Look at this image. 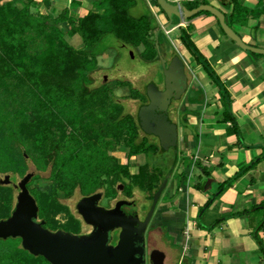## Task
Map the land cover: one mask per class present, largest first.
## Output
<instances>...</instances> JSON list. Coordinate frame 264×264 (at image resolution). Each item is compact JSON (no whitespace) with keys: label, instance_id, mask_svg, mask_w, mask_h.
I'll list each match as a JSON object with an SVG mask.
<instances>
[{"label":"trees","instance_id":"trees-1","mask_svg":"<svg viewBox=\"0 0 264 264\" xmlns=\"http://www.w3.org/2000/svg\"><path fill=\"white\" fill-rule=\"evenodd\" d=\"M80 1L73 0V4ZM226 1V8L232 11L227 23L232 28L233 23L246 25L249 18L264 16V0L256 9L244 6V0ZM209 4L205 0L195 2L192 9ZM135 5L136 0H99L96 7L100 12H90L80 19L71 17L67 10L58 16L42 14L34 10L37 5L33 0H14L0 5V174H11L12 184L16 185L14 181L17 177L24 179L30 174L29 158L39 170L51 169L50 180L67 197L74 196L78 189L82 197L104 190L106 197L115 198L118 182L125 184V191L130 197L133 185L145 192L158 191L161 179L156 173L151 174L149 167L152 157L161 150L160 146L146 139L139 140L142 129L137 117L126 112L122 101L113 95L109 85L92 89L88 77L99 68L98 55L93 48L108 35L133 50L143 47L142 56L147 61L159 60L157 43L161 47L166 41L164 34L152 12L139 18L133 17L130 9ZM202 14L211 15L207 12L199 15ZM66 24L68 31L63 28ZM174 25H179V21ZM153 33H156V38H153ZM76 35L82 37L83 49L74 48L67 39ZM179 40L218 87L225 107L224 121L231 122L239 133L231 95L193 42L190 29L182 28ZM117 84L119 87L128 85L125 82ZM146 99V96L142 97L143 103ZM73 128L80 131L81 137L75 135L66 144L67 132ZM57 130L63 134L58 141ZM125 134L129 136L127 148L130 157L144 155L148 162L135 177H130L128 168L110 156ZM63 149L67 152L61 155ZM243 172L223 184L218 193L229 188ZM125 177L133 180L131 186L125 183ZM39 179L40 175L34 176L28 188L37 201L40 219L53 230L79 233L80 221L71 215L69 207L59 202L56 193L48 197L31 188ZM12 193L10 186H0V222L9 219L15 210L10 197ZM8 194L9 197H5ZM60 213L69 216L63 226H58L56 222ZM5 243L11 249L5 248ZM14 262L49 264L45 258L25 250L21 239L0 240V264Z\"/></svg>","mask_w":264,"mask_h":264},{"label":"crops","instance_id":"crops-1","mask_svg":"<svg viewBox=\"0 0 264 264\" xmlns=\"http://www.w3.org/2000/svg\"><path fill=\"white\" fill-rule=\"evenodd\" d=\"M11 1L0 0V5ZM33 1L37 5L34 10L46 15L58 16L67 10L71 17L80 19L90 12H100L96 7L99 0L76 4L73 0ZM169 1L191 10L195 2L204 0ZM205 1L227 14L230 21L228 1ZM247 2L243 1L246 7ZM146 3L149 12L158 18L160 8L148 0ZM199 14L182 26L173 24L168 29L179 30V34L182 28L190 29L193 42L231 95L239 133L231 122L224 121L225 107L218 87L182 45L179 34L171 46L166 41L171 47L167 55L187 52L189 60L183 59L191 87L179 118L181 159L164 193L167 200L157 208L150 226L160 228L166 242L181 250L178 264H264V56L242 50L222 33L214 16ZM164 16L166 22L158 21L159 27L169 22ZM232 26L245 43L264 49V16ZM68 27L63 26L65 31ZM242 171L229 188L218 193L223 184ZM210 200L211 204L202 210Z\"/></svg>","mask_w":264,"mask_h":264},{"label":"water","instance_id":"water-1","mask_svg":"<svg viewBox=\"0 0 264 264\" xmlns=\"http://www.w3.org/2000/svg\"><path fill=\"white\" fill-rule=\"evenodd\" d=\"M155 1L169 20L161 30L172 27L176 21H179L178 26H182L187 19L207 12L218 20L225 35L242 50L264 56V49L244 42L227 23L226 15L220 9L212 5H201L189 10L169 0ZM157 50L164 71L165 89L162 91L155 84L148 86L150 103L140 108L138 122L143 132L159 138L161 149L166 152L172 148L177 149L179 141V127L170 120L169 109L173 101L183 100L191 87V81L187 74V64L180 54L168 65L167 59L161 55L159 43ZM171 174L162 181L144 221L139 216H130L124 212L123 207L131 204L128 201H120L114 209L108 210L98 206L103 198L101 193L82 199L78 210L94 231L88 236H76L62 231L53 233L43 228V223L37 222L39 207L28 188L34 177L30 173L15 185L19 190L18 202L12 216L0 222V240L21 239L25 250L36 257L45 258L50 264H147L146 234ZM12 183L11 175L0 180V186ZM119 189L123 190L124 186L120 185ZM117 231V245H112L113 233ZM165 259V254L160 251L151 254L152 264H165Z\"/></svg>","mask_w":264,"mask_h":264},{"label":"rangeland","instance_id":"rangeland-1","mask_svg":"<svg viewBox=\"0 0 264 264\" xmlns=\"http://www.w3.org/2000/svg\"><path fill=\"white\" fill-rule=\"evenodd\" d=\"M148 1L151 5L157 4L155 0ZM258 1L259 0H248L247 6L249 8L251 7V9H255L257 7ZM148 8L149 7L146 3V0H136V5L130 9V14L135 18L146 16L150 14ZM158 13V18H156L157 22H166L164 14L161 12ZM161 31L164 34V39L169 43L170 46L174 41H177L179 30L171 31L172 34L170 33L169 35L166 34V31ZM168 31L170 30L168 29ZM68 41L76 49H83L84 47L83 40L80 35H78L73 40L68 39ZM93 52L98 55L99 68L96 71L90 73L88 76L91 81L90 87L92 89H97L104 84L109 85L112 89L113 95H115L117 99H120L122 101V104L125 106L126 112L130 113L134 117H137L139 109L143 104L142 97H145L148 86L150 84H156L159 86L163 83L164 73L161 69L162 65H159L158 60L154 62L145 60L142 56V53L144 52L143 47L133 50L130 47L122 46L112 35L105 36L98 44H96L93 48ZM181 55L183 58H188L187 52L185 51ZM170 57V55L167 56V58ZM189 62H191V60ZM106 78L107 81H105ZM118 82H125L128 83V85L125 87H119L117 84ZM179 106L180 104L176 105L175 109L173 110L172 117L176 123L182 126V119H179L180 117H178L177 114ZM75 135L81 137L80 131H77V129L75 128L68 130L67 137L64 142H66L67 144L69 141L74 139L73 137ZM62 136V132L57 130L56 140L58 141L60 138H62ZM143 137L144 134L140 133L139 140ZM80 139L82 138H79L78 140ZM128 141L129 136L125 134L121 139L120 145L116 147L112 152H110V156L116 159L118 163H120V165L127 167L130 177H133L134 175H139L140 169L148 162L144 155L130 157V151L127 148ZM67 149H63L60 154L62 155L66 153ZM172 154V149L167 152L160 150L157 155L152 157L149 172L151 174L156 173L161 179V182L167 175H169L170 167L172 166V162L174 160ZM179 161L180 159L178 160L177 164L179 163ZM28 167V173H32L34 174V176H41V179L35 181L32 184L31 188L34 191L40 192L48 197L53 196L56 193L59 202L62 205L69 207L71 211L78 217L76 208L77 204L82 198L79 190L77 189L74 196L67 197L64 193L58 191L54 181L50 180L51 169L45 171L39 170L35 162H32L29 158ZM5 176H7V174H0V180L4 179ZM21 181L22 178L17 177V180L14 181V183L18 184ZM124 181L128 186H131L133 183V180L127 177L124 178ZM120 185L124 186L123 190L119 189ZM9 186L13 189V193L10 195V197L15 208L18 202L17 199L19 190L15 187L14 184L8 185L6 187ZM115 189L118 192L115 198L106 197L104 190H101L100 193H103L105 196L102 200V204L104 206H114L116 202L120 200L133 201L138 206V213L141 217H144V214L150 210V207L154 201V196L156 194L155 192L153 193L151 191L145 192L141 187L133 185L132 197H130L129 195H127V191H125L126 186L125 184H123V182H118L115 185ZM5 197L8 198L9 194ZM151 197H153V200L151 199ZM166 200V194H163L158 207H160L161 203ZM68 220L69 216L67 215V213H60L56 216V222L58 226L65 225ZM84 230H87L86 227H84ZM162 235L163 233L161 232L160 228H152V226L149 227L146 234L147 264H152V262L150 261V256L155 251H160L165 254V264H178L181 250L178 251V249L171 247L162 237ZM5 248L11 249V246L9 247V245H6L5 243ZM5 258L6 261H9V258H7L6 256ZM14 263L17 264V262Z\"/></svg>","mask_w":264,"mask_h":264},{"label":"flooded vegetation","instance_id":"flooded-vegetation-1","mask_svg":"<svg viewBox=\"0 0 264 264\" xmlns=\"http://www.w3.org/2000/svg\"><path fill=\"white\" fill-rule=\"evenodd\" d=\"M170 48V46L166 43V41L164 42L163 41V43H162V45H161V47H160V51H161V55L164 57V58H166L167 59V64L169 65L171 62H172V60H173V58L175 57V56H173V57H171V58H167V51H168V49ZM158 62H159V65H162L161 64V59H159L158 60ZM162 69V68H161ZM162 71H163V69H162ZM164 72V71H163ZM187 74H188V71H187ZM189 76V75H188ZM107 79V78H106ZM105 79V81H107ZM156 85V84H155ZM158 86V85H157ZM159 87V89L160 90H164L165 89V84H164V74H163V83L161 84V85H159L158 86ZM147 91V90H146ZM145 96H146V101H145V103H143L142 105H141V107L142 106H144V105H148L149 103H150V101H149V99H148V96H147V92L145 93ZM185 98V97H184ZM184 98H183V100H181V101H173V104L171 105V107H170V109H169V118H170V120L173 122V123H176L175 122V120L173 119V117H172V113H173V110L175 109V107H176V105H179L180 104V106H179V109H178V112H177V114H178V117H180L181 116V113H182V111H181V105L183 104V101H184ZM140 107V108H141ZM140 110V109H139ZM138 114H139V112H138ZM137 119H138V115H137ZM182 119V118H181ZM177 125H178V127L180 128V124H178V123H176ZM179 131H180V129H179ZM141 133H143L144 134V137L142 138L143 140H147L149 143H151V144H154V145H158V146H160V148H161V144H160V140H159V138L158 137H156V136H154V135H148V134H146L145 132H143V130L141 131ZM162 150V149H161ZM169 150H171V149H169ZM168 150V151H169ZM172 150H173V162H172V166L170 167V171H169V174L170 173H172L173 172V170L175 169V167H176V165H177V162H178V160L179 159H181V154H180V148H179V141H178V148L177 149H174V148H172ZM167 152V151H166ZM172 157V156H171ZM164 180V179H163ZM162 180V181H163ZM162 183V182H161ZM161 186V185H160ZM101 194H103V193H101ZM19 195V194H18ZM88 197H90V196H88ZM104 194H103V198H102V200L104 199ZM84 198H86V197H82L81 199H80V201L82 200V199H84ZM102 200L99 202V204H98V206L99 207H103V208H106V209H108V210H111V209H114L115 207H116V205H117V203L118 202H120V201H122V200H120V201H117L116 202V204L114 205V206H104L103 204H102ZM80 201H79V203H80ZM124 201H127V200H124ZM128 202H130L131 204L130 205H128V206H124L123 207V210H124V212L125 213H127L128 215H130V216H139V218H140V220L141 221H144L145 219H146V217H147V215H148V213H149V211H147L145 214H144V217H141L140 215H139V210H138V206L136 205V203H134L133 201H128ZM78 203V204H79ZM78 204H77V214H78V217H77V215H75L72 211H71V209H70V212H71V215H73L77 220H79L80 221V223H81V230H80V232L79 233H77V234H73V235H76V236H88V235H90V234H92L93 233V231H94V228L91 226V225H89V224H87L86 222H85V220H84V218L82 217V215L80 214V212H79V210H78ZM152 206V205H151ZM150 209H151V207H150ZM37 222L38 223H43V228H45V229H47V230H49V231H51V232H53V233H57V232H59V231H62V232H65V233H70L69 231H67V230H64V229H57V230H53V229H51L50 227H47V225H46V222L45 221H43V220H41L40 219V217H38V220H37ZM152 223V222H151ZM151 225V224H150ZM84 227H86V229L87 230H84ZM150 227V226H149ZM149 229V228H148ZM72 234V233H71ZM116 234H119V231H117L116 233H113V237H114V240H113V242L111 243L112 245H117V242H118V239L116 238ZM163 237V236H162ZM23 246V245H22ZM176 248V247H175ZM150 261H151V256H150ZM49 263V262H48ZM50 264V263H49Z\"/></svg>","mask_w":264,"mask_h":264},{"label":"built area","instance_id":"built-area-1","mask_svg":"<svg viewBox=\"0 0 264 264\" xmlns=\"http://www.w3.org/2000/svg\"><path fill=\"white\" fill-rule=\"evenodd\" d=\"M170 33H171V31H167V33H166V34H168V35H169ZM185 250H186V249H185Z\"/></svg>","mask_w":264,"mask_h":264}]
</instances>
